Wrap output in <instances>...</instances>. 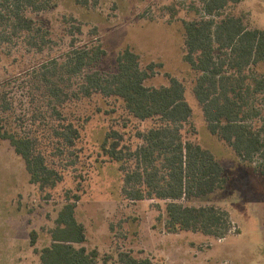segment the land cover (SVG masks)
<instances>
[{
	"label": "trees",
	"instance_id": "trees-1",
	"mask_svg": "<svg viewBox=\"0 0 264 264\" xmlns=\"http://www.w3.org/2000/svg\"><path fill=\"white\" fill-rule=\"evenodd\" d=\"M238 1H203V15L183 22L182 59L197 74L192 93L210 134L264 174V29L250 28L241 16L223 15L228 2ZM51 2L0 0V50L19 44L37 53L48 48L49 32L31 14L48 10ZM105 55L101 44L72 45L62 60L50 59L23 77L0 83V139L22 159L32 184L53 189L64 169L59 170L54 159L66 156V166H59L74 165L70 158L80 137L64 115V105L94 94L115 98L134 119L155 121L136 131L139 144L134 149L121 145L122 135L116 130L104 137L102 149L119 163L123 175V196L130 201H164L168 233L192 231L224 238L231 226L226 211L180 202L224 189L228 181L215 156L184 136L192 111L183 83L170 78L167 86H145L150 74L128 47L117 54L115 72H100L95 67ZM15 82L25 102L12 94ZM75 201L68 200L59 210L51 243L39 251V264H150L127 252L114 259L78 246L86 236L74 216ZM30 236L33 246L36 232Z\"/></svg>",
	"mask_w": 264,
	"mask_h": 264
},
{
	"label": "rangeland",
	"instance_id": "rangeland-1",
	"mask_svg": "<svg viewBox=\"0 0 264 264\" xmlns=\"http://www.w3.org/2000/svg\"><path fill=\"white\" fill-rule=\"evenodd\" d=\"M51 1L48 10L31 16L49 32L52 43L41 53L22 44L1 49L0 83L23 77L50 59L62 60L72 45L101 44L106 55L95 69L112 73L117 54L130 48L150 74L145 86H167L170 78L183 83L192 111L184 136L209 150L228 177L224 189L180 202L220 208L228 213L231 226L222 239L192 231L168 233L164 201L126 199L119 163L104 153L102 142L108 131L116 130L122 135L121 145L134 149L139 144L136 131L155 121L136 120L119 100L94 94L62 109L80 137L70 158L74 165L59 166H66V156L54 159L58 169H64L62 181L53 189L32 184L22 159L0 139V264H39V251L51 243L50 230L59 210L68 200L74 202V196H78L74 216L86 236L78 246L96 249L101 256L117 259L127 252L150 264H264V174L210 134L192 93L197 74L182 59L183 22L203 15L204 0ZM222 13L241 16L250 28L264 29V0L228 2ZM11 86L16 100L25 102L17 83Z\"/></svg>",
	"mask_w": 264,
	"mask_h": 264
}]
</instances>
